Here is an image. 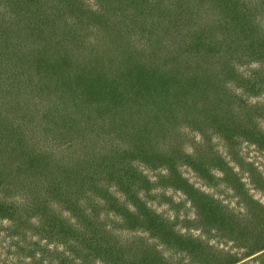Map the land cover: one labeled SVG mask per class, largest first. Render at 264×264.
<instances>
[{"label":"rangeland","instance_id":"374dc122","mask_svg":"<svg viewBox=\"0 0 264 264\" xmlns=\"http://www.w3.org/2000/svg\"><path fill=\"white\" fill-rule=\"evenodd\" d=\"M222 1L0 0V264H106L102 226L129 264H264V0Z\"/></svg>","mask_w":264,"mask_h":264},{"label":"trees","instance_id":"16d2710c","mask_svg":"<svg viewBox=\"0 0 264 264\" xmlns=\"http://www.w3.org/2000/svg\"><path fill=\"white\" fill-rule=\"evenodd\" d=\"M189 1V0H188ZM209 1H211V0H209ZM66 2V1H65ZM222 2H224V1H222ZM228 7H226L227 9H226V11H228V12H225V13H223L221 10H223V9H221L220 7H222V6H224V5H222V6H217L216 5V7H215V10H214V12H217L216 14H218L219 12H220V14H225L224 15V22H227L228 24L229 23H231L232 21L231 20H236V18L238 19V18H240V16H238L237 14H235V17L231 14V6H230V3H231V0H230V2H229V0H225V2H224ZM199 4H202V3H199ZM231 8V9H230ZM213 12V13H214ZM230 17H232V18H230ZM174 21H175V23H176V19H174ZM212 23V22H211ZM228 24H226V25H228ZM244 25H246V24H244ZM243 25V28H242V31H246L247 30V27L248 26H244ZM231 27V29H232V33H231V31L229 30L228 31V33L227 32H225V34H223V36H222V39L224 40V46L223 47H225V46H228V45H230V44H232V41H231V38L232 39H234L233 37H234V35L233 34H237L238 36H239V31H237V25H234V24H231L230 25ZM175 28H176V26H175ZM179 28H181L180 26H179ZM7 30V27L5 26L4 27V30H3V33L5 32ZM181 30V29H180ZM226 30V29H225ZM237 31V32H236ZM10 33V32H9ZM233 35V36H232ZM182 36H180V38H181ZM218 39V38H217ZM196 40H198V42L197 43H195L194 41V39L192 40V42H190L189 43V45H192L191 46V48H190V50L191 51H195V52H199L200 51V49H201V47H203L204 46V43H205V40L202 38V37H196ZM235 40V39H234ZM237 40V39H236ZM217 41V40H216ZM228 44V45H227ZM197 46V47H196ZM206 50H207V53H209V49L211 48V41H207L206 42ZM229 47V46H228ZM174 48V47H173ZM216 49H217V42H214V44H213V47H212V49H211V51L212 50H214V51H216ZM227 49H229L230 50V47L229 48H227ZM240 49H242V52L244 53V52H248V51H252L251 49H250V47L249 46H246L245 44H242V45H240ZM226 49L224 48V51H225ZM190 51V52H191ZM197 54V53H196ZM165 56H167V55H165ZM169 57H170V55H169ZM188 60V59H187ZM159 75V74H158ZM201 91V90H200ZM145 95V94H144ZM146 97H150L151 95H145ZM145 96H143V97H145ZM213 111V108L211 109V112ZM234 126H237V123H235V121H232V120H230L229 119V121L227 122V123H225V126L223 127L224 129H222V132L220 133V131L218 130L219 128H220V126H217V128H216V132L217 133H219L221 136H223V137H226V138H231V136L232 135H236V133H237V131L238 130H235V127ZM224 130V131H223ZM233 132H236V133H233ZM233 133V134H232ZM231 169V168H230ZM229 171V170H228ZM231 174L233 175V172L231 171ZM231 178V181L232 182H234V181H237L236 179H234V178H232V177H230ZM10 179V178H9ZM61 180H63V179H60L59 180V182L57 183V187L58 188H62V185H61ZM7 183H9L11 186H13V185H17V182L19 181V179L17 180V179H15L14 177H13V179L12 180H8V179H6L5 180ZM2 182V181H1ZM0 182V183H1ZM234 185H235V183H234ZM131 187V186H130ZM129 187V188H130ZM129 188H128V195L129 196H131L130 195V192H129ZM121 190H123L124 192H125V189L124 188H122ZM192 190H194V192L195 193H198V190L196 189V188H192ZM17 191H19V192H21V193H23V191L24 190H17ZM125 195H126V193H125ZM127 202L128 201H126V202H124V201H120V199L119 198H117L116 196H109V195H107V196H105V206H106V216H107V219H109V215H111V214H115V215H118L117 216V218L116 219H113L112 221H114V222H118V220L117 219H119V222H120V219L122 218V222H124L125 220H128L129 222L131 221L132 223L134 222V223H137V221H138V219H139V216L141 215L140 213H138L139 212V210H138V212L135 214V213H132L131 211H130V207L128 208V206H127ZM194 204H196L197 205V208H201V206H200V204H198L197 202H195L194 201ZM133 206L134 207H136V208H138V206H137V203H135V204H133ZM1 208H3V209H5V210H7V211H9V212H11L10 213V215L14 212V211H16V204L15 203H4L2 206H1ZM68 210L72 213V215L76 218V222H79V223H81V221H85L83 218L84 217H86V215H85V213L83 212V210H81V207L80 206H75L74 208H68ZM142 212V211H141ZM157 218L159 219V223H160V225L162 224V222H161V217H159V216H157ZM69 226L67 227V230H64V232H66V233H70L71 235H73L75 232H77L73 227H72V225L71 224H68ZM64 226V225H63ZM131 226V225H130ZM103 227V226H102ZM102 227L99 229V228H95V230L93 231V233H91L90 235H89V237H88V240H91V238H92V240L90 241L91 243H90V245L88 246V248H90L91 249V247L90 246H92V245H94L93 244V240L94 241H96V247H95V256H97V257H100V258H102L103 259V261H104V263H106V264H129V262H128V259L127 258H125V255L127 254V252L126 251H124L123 250V248H121L122 246L121 245H117V244H115L114 242L112 243V241L111 242H109L108 241V239H107V233H110V231L109 230H105V231H103V233H102ZM161 228H162V226H161ZM101 230V231H100ZM75 239L77 240V236L75 237ZM103 239H105L106 241H107V245H106V247H104L103 245H102V243H101V241L103 240ZM83 240H84V238L83 239H81L79 242H83ZM78 241V240H77ZM116 243H118V242H116ZM108 244H109V246H108ZM76 242L74 243V244H72V246H71V248H72V251H76ZM128 246H130V245H128ZM149 248H150V246H149ZM89 249V250H90ZM78 250V249H77ZM92 250V249H91ZM145 257V256H144ZM146 259V258H145ZM147 259H150L149 258V256H148V258ZM151 261H152V259H150ZM146 262L148 261V260H145ZM144 261V262H145ZM144 262H142L141 264H144ZM96 262H94V264H95ZM147 263H149V262H147ZM150 264V263H149Z\"/></svg>","mask_w":264,"mask_h":264},{"label":"clouds","instance_id":"9594fccd","mask_svg":"<svg viewBox=\"0 0 264 264\" xmlns=\"http://www.w3.org/2000/svg\"><path fill=\"white\" fill-rule=\"evenodd\" d=\"M3 223L7 224V223H8V221H7V220H4V221H3Z\"/></svg>","mask_w":264,"mask_h":264}]
</instances>
